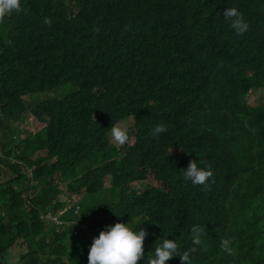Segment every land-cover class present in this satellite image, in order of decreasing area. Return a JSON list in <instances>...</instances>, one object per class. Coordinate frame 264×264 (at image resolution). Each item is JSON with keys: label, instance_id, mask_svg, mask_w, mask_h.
Returning a JSON list of instances; mask_svg holds the SVG:
<instances>
[{"label": "trees", "instance_id": "1", "mask_svg": "<svg viewBox=\"0 0 264 264\" xmlns=\"http://www.w3.org/2000/svg\"><path fill=\"white\" fill-rule=\"evenodd\" d=\"M20 2L0 19V163L16 174L0 183V264L18 228L29 248L41 235L32 264H86L88 236L111 220L181 250L201 224L192 264H264V101H247L264 92V0ZM226 7L243 14L242 35ZM34 94L46 99L30 108ZM25 114L43 128L20 141ZM119 121L134 122L124 145L108 136ZM158 123L166 131L153 136ZM190 160L211 168L209 188L183 179ZM63 185L79 212L43 230L64 209L52 204ZM220 236L232 254L214 246Z\"/></svg>", "mask_w": 264, "mask_h": 264}, {"label": "clouds", "instance_id": "2", "mask_svg": "<svg viewBox=\"0 0 264 264\" xmlns=\"http://www.w3.org/2000/svg\"><path fill=\"white\" fill-rule=\"evenodd\" d=\"M21 11L20 0H0V19L12 13H19ZM223 20L227 22L228 27L237 36L245 33L249 25L243 17V14L235 7H226L223 10ZM44 24H50V20L45 17ZM52 96V95H51ZM33 98V97H32ZM46 98L45 95L34 99L33 105L38 104ZM41 100V101H39ZM39 101V102H38ZM264 99L254 106L262 103ZM122 122V121H121ZM166 128L163 123L156 124L151 129L153 136H158L164 133ZM109 134L114 141L115 145H124L129 139V131L126 126L113 124L109 128ZM182 177L185 181H189L192 185H202L204 188H209L211 184L212 170L209 166L199 167L197 161L190 160L185 168H182ZM143 181H135L131 184ZM134 189H136L134 187ZM146 188L144 187V191ZM103 199L101 195L95 196V199ZM75 203L74 210L79 212L78 206ZM47 215V214H46ZM44 215L43 221L46 224ZM118 216V215H117ZM68 220V219H67ZM112 221V220H111ZM107 221L104 224V228L101 230H95L91 242L86 247L87 258L86 264H136V262L144 256L142 250L143 240L146 237L147 243H149V232L145 231L144 227L134 230L130 223L127 222H115ZM69 225L63 223V225ZM62 229V228H61ZM204 226L201 224H192L189 229L190 246L184 250H181L175 239H161L154 245H150V255L146 264H167L173 262L172 257H178L181 264H192V254L197 252L198 246L202 243V236L204 235ZM233 242L231 238L218 237L214 246L220 248L226 254H232Z\"/></svg>", "mask_w": 264, "mask_h": 264}, {"label": "rangeland", "instance_id": "3", "mask_svg": "<svg viewBox=\"0 0 264 264\" xmlns=\"http://www.w3.org/2000/svg\"><path fill=\"white\" fill-rule=\"evenodd\" d=\"M59 94H61V92H59ZM45 94H34L32 95L30 98L27 99L28 105L31 108L33 106V102L34 99H39V97H42ZM33 97V98H32ZM52 98L55 97H59V95H52ZM46 99V98H45ZM264 99V92L262 93H252L250 94V96L247 97V101L252 103V104H256L261 102ZM41 101V100H39ZM38 101V102H39ZM22 121H24L21 124H14L20 127L21 129V133L18 136V139L20 141H25L28 138H30L33 134L37 133L39 130H41L43 128V124L39 123L37 120L33 119L30 115L25 114L22 118ZM115 124H119V125H123L126 126L127 128L130 125H134V122H128V121H119ZM109 133V131H108ZM109 139L112 140L110 134H108ZM114 142V141H113ZM1 156V153H0ZM41 157L43 155H40ZM11 162L14 163H21L22 160L19 159H15V158H11ZM9 167V166H8ZM7 166L5 165H1L0 163V183H5L10 179H13L16 177V174L9 170ZM23 170V169H22ZM149 181H147V185H151V186H155L158 187V182L155 181V178L150 176ZM111 183V180L108 178L105 182V185L108 186ZM146 186V184L143 182H138L135 183L134 185H132V187L138 189V190H143L144 187ZM26 187V186H25ZM25 194V193H24ZM74 197H72L71 195H67V193L65 192V186L63 185L61 188H59L58 193L54 194V197L52 199V204H59L61 206L64 207V209L59 212L58 214L56 213L55 215H50V213H48L45 217V221L46 224L43 228V230H49L50 228H52L53 226H55V231H59L62 228V224L63 223H68V212L74 210V206H72L74 203H77V201H73ZM97 200H101V198L97 199ZM30 204L27 207V210H30ZM15 236L13 239V245L11 247H9L5 253V258L3 260V262L5 264H25V262H27V264H32L30 262V260L28 261V256L30 254V252L32 251V256H34V250H36L38 248V246L41 245V235L38 233H35L32 235L31 238V243H30V248L28 247L25 238L22 236V234L20 233V229H16L15 230ZM13 233V232H12ZM93 237L89 238V242H91ZM49 254L52 255L53 258H55V255L51 252H48ZM25 258V260H24ZM1 259V257H0ZM64 264H70V262L65 258L64 259Z\"/></svg>", "mask_w": 264, "mask_h": 264}]
</instances>
